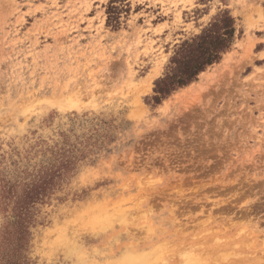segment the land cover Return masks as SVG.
I'll use <instances>...</instances> for the list:
<instances>
[{"label": "rangeland", "instance_id": "rangeland-1", "mask_svg": "<svg viewBox=\"0 0 264 264\" xmlns=\"http://www.w3.org/2000/svg\"><path fill=\"white\" fill-rule=\"evenodd\" d=\"M224 10L229 50L154 103ZM262 44L264 0H0L1 235L51 179L0 264L12 247L19 264H264Z\"/></svg>", "mask_w": 264, "mask_h": 264}, {"label": "trees", "instance_id": "trees-1", "mask_svg": "<svg viewBox=\"0 0 264 264\" xmlns=\"http://www.w3.org/2000/svg\"><path fill=\"white\" fill-rule=\"evenodd\" d=\"M235 23L236 20L231 15L230 11L224 10L215 17V20H212L204 28H209L211 24L214 31L219 32L221 39L216 41L214 45L201 46V41L198 40L197 37L202 34L204 29L200 34L182 42L176 51L180 50L182 47L185 49H199V51L191 60H185L179 71H174L177 68V65L174 62L169 65L166 74L156 81V94L152 98L154 103H160L162 99L167 97L172 91L190 84L196 80L197 76L208 66L218 62L223 53L229 50L234 42L236 32ZM50 181L51 179H49V175L46 173L42 179L32 183V187L27 191L25 197L21 200V211L17 215V220L6 224L4 230L2 231V235L0 234L2 241L7 242L9 240V243H15L18 249L23 248L26 242V236L29 233L24 226L26 218L23 209L27 203L39 199V196L41 195L40 189H46L49 184H51ZM7 254L11 255L10 258L13 263L19 264L17 258L14 257L17 255L15 247H12V253L10 251L8 253H4V255Z\"/></svg>", "mask_w": 264, "mask_h": 264}, {"label": "snow or ice", "instance_id": "snow-or-ice-1", "mask_svg": "<svg viewBox=\"0 0 264 264\" xmlns=\"http://www.w3.org/2000/svg\"><path fill=\"white\" fill-rule=\"evenodd\" d=\"M224 2H226V0H224ZM213 20H215V17H213ZM197 39L201 41L202 47L204 45L212 46L216 41L221 39V36L218 31H214L213 26L210 24L209 28L204 29L202 34L199 35ZM260 47L264 48V44H262ZM198 51L199 49H185L182 47L180 50L174 52L171 60L169 61V65L174 62L177 65V68L174 71H179L183 62L185 60H191L194 58ZM261 61L264 62V56H261Z\"/></svg>", "mask_w": 264, "mask_h": 264}, {"label": "bare ground", "instance_id": "bare-ground-1", "mask_svg": "<svg viewBox=\"0 0 264 264\" xmlns=\"http://www.w3.org/2000/svg\"><path fill=\"white\" fill-rule=\"evenodd\" d=\"M215 237V236H214ZM212 240H213V238H212ZM234 242V241H233ZM243 256V255H242ZM241 257V256H240ZM242 258V257H241ZM242 261V260H241ZM226 262H228V261H226ZM237 262V261H236ZM209 263V262H208ZM225 262H223L222 264H224ZM229 263V262H228Z\"/></svg>", "mask_w": 264, "mask_h": 264}]
</instances>
